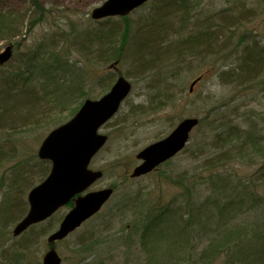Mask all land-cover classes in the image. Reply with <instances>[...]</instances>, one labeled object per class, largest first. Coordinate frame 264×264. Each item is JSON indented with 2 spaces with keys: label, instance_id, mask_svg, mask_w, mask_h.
<instances>
[{
  "label": "rangeland",
  "instance_id": "rangeland-1",
  "mask_svg": "<svg viewBox=\"0 0 264 264\" xmlns=\"http://www.w3.org/2000/svg\"><path fill=\"white\" fill-rule=\"evenodd\" d=\"M37 1L40 3V10L35 8L37 5L33 4V0H0V16L2 14H5V16L13 15L18 22V24L14 22L13 30L10 31L14 35L8 33V38L6 36L7 40H0V53L7 46H13L12 60L8 65L9 67L4 69L5 73H11L9 70H13V67L16 68L20 65L19 63L24 58V53L30 47L39 42L48 32L53 33L57 29L56 34L60 35L63 31L70 32L73 25L77 27L79 34H87L96 33L97 29L104 26L103 30L113 32H111L113 34L112 39L116 41L120 39V29L123 28L125 23L122 18L114 17L101 21H94L91 18L92 11L101 6L106 0ZM159 2L160 0H152L146 6L128 16L132 29L131 38L137 37L138 34L146 30L150 23H154L150 22V18ZM243 6L244 9H242ZM223 11L227 12L220 16L221 19L223 18L227 21L228 18L225 17L229 16V20L233 21L229 23L234 31L231 32V30L228 29L229 31H227L226 29L224 34H220L221 36L216 39L214 47L211 45L212 54H215L214 51L225 44L230 32L233 39L231 37V41L228 39L226 42L225 47L227 50L238 47L237 41L239 37L242 44L253 42L255 39L264 45V0H204L200 8L193 12L194 15L191 17L192 26L182 36L179 34L182 31L179 30L177 19L174 18L175 20L168 21L175 24L173 29L166 35V38L163 39L161 49H167L172 46L174 40L183 42L190 36V33L197 31L196 26L203 25L202 20L198 21L200 17L208 16L213 21H216L217 15ZM174 15L181 14L176 12ZM37 16L38 21L36 22L35 20L34 24L30 26L32 20ZM59 17L60 20L58 19ZM184 36L185 39H180L184 38ZM105 39L103 43L94 42V37L87 35L85 41H82L84 49L80 47L79 43H81V40L78 39L77 44L74 43V52L69 60L71 62L81 61L78 66L83 68L85 63L88 64L87 60L85 61L82 56L83 53L91 59V67L87 73L86 89L87 91L89 90L90 98L92 99H98L104 94L103 92H108L105 84H103L104 86L98 85L100 77L98 79L94 77L96 72L105 71L103 77H108V79L111 77V80L112 76H115L110 82L111 85L115 83L121 74L133 84L132 94L125 101L120 112L102 128V133L108 135L109 141L101 152L94 157L90 166L95 171L101 170L107 171V173H104L103 178L96 182L87 192L99 191L105 188H114L115 192L96 216L68 236L67 239L54 245L62 257V264H143L145 257L139 247L134 246L137 240L134 236L133 226L137 216L135 212L128 210L134 208L135 204L141 200H144L146 204L150 203V205H154L156 202V205L159 204L157 207H160L161 203L173 199L179 190L171 182H167L166 177H171L173 180H181L183 183V178L192 180L197 174H200L202 172V162L200 158H197L198 152L194 153L195 143L211 136L212 131L208 126L204 125L195 128L191 135L190 143L186 147V152L180 153L168 165L159 168L154 173L140 178L131 177L133 169L139 165L136 155L149 145L165 138L181 121L187 118L200 119L206 114H209L211 118L221 115L225 117L227 115V117L235 119L237 124L244 126V120L246 119L243 114L264 115V75L260 76L256 81H247L240 85L237 83L223 84L214 74L218 66L229 64L233 58L231 60L227 59V62L224 61L226 63H220L221 58L209 55L210 50L207 52V48L204 47L195 59H192L194 58L193 54L188 55L187 51H180L178 55H173L172 53L164 57L163 60H158L164 63H178L176 67L179 68L178 76L174 74L173 68L166 71L168 72L166 74L172 78L167 80L166 85L163 86L165 87L163 94L158 98L161 89L156 86L161 83L155 79L158 78L157 76L151 78L150 75L155 72L153 68L149 69L146 77L145 75L142 77V73L138 72L139 70L135 68L132 60L125 59L119 63L117 72L110 70L109 67L112 63L98 65L99 60L97 58L100 50L111 51L113 48L112 39L109 37ZM135 42L132 39L131 47V39L129 40L127 44L128 50L129 46L131 50L133 49ZM208 49H210V46ZM243 49L244 46L240 47L239 52ZM196 54L194 55L197 56ZM129 59H132V57ZM218 62L219 64H217ZM200 75H204V80L195 85L193 92L190 93L191 83ZM152 101L155 105L160 106L157 107V110H152ZM166 101L167 104H165ZM143 107L145 113L137 115L136 111ZM146 109L148 110L146 111ZM39 111L30 116L28 118L30 120L24 119L16 121L17 123L2 124L0 128L2 135L6 134L13 139L11 143L8 142V145H6L7 150L10 149L12 153L8 155L9 157L5 156L0 173L5 171L7 173L6 176H10L13 167L18 162L24 161L28 173L26 179L31 186L32 184L33 186L40 184H36V182L40 179V168L44 164L39 163L41 160L39 159L38 151L44 138L50 132H48L46 125L33 126ZM67 115L68 113H65L61 118L65 119ZM262 117L264 118V116ZM16 126H22L27 130H22ZM259 129L264 137V123L260 125ZM0 140L3 139L0 137ZM235 169L241 177L251 179L250 185L262 196V205L250 213L242 214L238 223L244 224L252 220L263 222L264 180L260 177L258 171L264 169V161H258L253 167L237 165ZM190 180L187 182L188 187L190 186ZM2 186L3 184H0V189ZM3 189L0 190V206L3 201ZM31 189L24 188L22 193H20L21 190L16 193V196H18L15 200L19 201V206H17L19 212L17 211V214H21V219L28 213V194ZM207 189H211V186H199L196 198L203 200L208 194ZM70 209L65 206L56 212L52 216L53 218L51 217L53 224L58 221L53 231L58 228ZM52 223L43 222V224L39 225L36 229L39 236L36 239L31 237V231L19 237H9L5 248L12 249L7 254H4L2 259L4 262L2 261V264H43L44 255L50 248L47 238L53 231L42 234V230L49 227ZM15 225L11 227L12 230ZM136 236L138 238L137 234ZM25 241L27 245L23 246ZM2 242L1 244H3ZM88 245H90V250L87 251ZM21 249L25 250L24 256L18 254Z\"/></svg>",
  "mask_w": 264,
  "mask_h": 264
},
{
  "label": "trees",
  "instance_id": "trees-1",
  "mask_svg": "<svg viewBox=\"0 0 264 264\" xmlns=\"http://www.w3.org/2000/svg\"><path fill=\"white\" fill-rule=\"evenodd\" d=\"M203 1L160 0L150 18V22L154 23H150L146 30L138 34L137 37L131 38L132 29L128 17L122 18L125 23L120 29V39L117 41L112 39V31L103 30L104 26L97 29V31L100 30L99 32L87 34H79L77 27L73 25L70 32L63 31L60 35L56 34L58 29L53 33L48 32L24 53L20 65L9 70L11 73H5L4 69L9 67L12 59L0 68V128L2 124H11L24 119L30 120L28 118L40 110L33 126L46 125L49 132L75 115L81 107L83 99L90 98L89 90L86 89V81L92 61L83 53L82 56L88 64L85 63L82 68L78 66L81 61L71 62L69 58L74 52L73 48L78 39L81 40L79 44L83 48L82 41H85L87 35L93 36L94 42L103 43L104 39L108 37L113 41L111 51L100 50L97 58L98 65L114 64L115 62L119 64L125 59L132 60L135 68L139 70L138 72L142 73V77L144 75L146 77L149 69L153 68L155 72H152L151 78L157 76L158 78L155 79L161 83L156 86L161 89L158 98L162 96L165 88L163 86L166 85L167 80L172 78L166 74L168 73L166 71L173 68L174 74L179 75V68L176 67L178 63H164L158 60H163L164 57L172 53L178 55L180 51H187L188 55L193 54L194 58L192 59H195L205 47L207 52L210 50L209 55L221 58L220 63H226L227 59L233 58L229 64L218 66L214 72L223 84L237 83L241 85L247 81H256L264 75V45L255 39L253 42L242 44L239 37L238 47L227 50L225 44L228 39L231 41V32L234 31L229 23L233 22L229 20L230 17H225L228 18V22L220 17L227 11L219 13L216 21L208 16L200 17L198 21L202 20L203 25L196 26L197 31L190 33L186 39L185 36L180 38L185 39L183 42L174 40L172 46L161 49L163 39L175 24L168 21L177 19L179 30L182 31L179 34L182 36L192 26L193 12L200 8ZM33 4L37 5L35 8L40 10V3L37 0H33ZM176 12L181 15H174V17L173 14ZM37 18L38 16L32 20L30 26L34 24L35 20L38 21ZM58 19L60 20V17ZM14 22L18 24L13 15L2 14L0 16V40H7L9 34L14 35V33H10L13 30ZM226 29L227 31L231 30L230 36L225 44L215 50V54H212L211 45L214 47L216 39L224 34ZM130 39L131 47L132 39L136 41L132 50L130 46L129 50L127 47ZM207 46H210V49ZM242 46L244 49L239 52ZM189 51L190 53H188ZM193 52L197 53V56ZM130 57L132 59H129ZM233 61H235L234 64H232ZM104 72H96L94 77L97 79L100 77L98 85L105 84L109 91L112 87L110 82L115 76H112V80L111 77L105 78L103 77ZM199 77L204 80V75ZM160 101L162 102V100ZM151 106L152 110H157V107H160L153 101ZM143 109L144 107L139 108L136 111L137 115L145 113ZM65 113L68 115L62 119L61 117ZM22 115L24 116L22 117ZM262 116L264 115L243 114L246 119L244 126L237 124L235 119H231L227 115L211 118L209 114H206L200 118L198 127L208 126L212 131L211 136L195 143L194 153L198 152L197 158H200L202 162V172L192 180L182 177L183 183L181 180L166 177V181L171 182L179 190L173 199L164 203L159 202L161 203L160 207H157L159 204L156 205V202L154 205H150V203L146 204L144 200H141L135 204L134 208L128 210L135 212L137 216L133 226L134 236L137 240L134 246L139 247L144 255L143 264H264V221L252 220L244 224L238 223L242 214L250 213L262 205V196L250 185L251 179L241 177L235 171L237 165L253 167L258 161H264V137L259 129L260 125L264 123ZM22 126L16 127L27 130ZM0 135L3 139L0 140L1 171L5 156L12 153L10 149L7 150L6 145L13 139L6 134L0 133ZM182 152H186V149ZM170 161L161 167L168 165ZM39 163L44 165L42 164L43 167L40 168V179L36 184L43 182L51 170L50 162L39 161ZM103 172L107 173V171ZM258 172L264 180V169ZM27 174L24 161L18 162L13 167L10 176H6L5 171L0 173V184H3L1 189L4 188L3 201L0 206V264H2L4 254L12 249L5 248L9 237L14 236L11 227L21 219V214H17L19 201L15 200L18 196L16 193L19 190L22 193L24 188L35 187L33 184L31 186L26 179ZM189 180L191 182L188 187ZM202 185L211 186V189H207L208 194L203 200L196 198L197 188ZM68 207L72 208L73 203L71 202ZM52 218L46 222L52 223ZM57 222L43 229L42 234L53 231ZM41 224L30 227L23 234L31 231V237L36 239L39 236L36 229ZM127 231L129 230L127 229ZM25 243L26 241L23 246L27 245ZM89 246L86 248L87 251L90 250ZM18 254L24 256L25 250L21 249Z\"/></svg>",
  "mask_w": 264,
  "mask_h": 264
},
{
  "label": "water",
  "instance_id": "water-1",
  "mask_svg": "<svg viewBox=\"0 0 264 264\" xmlns=\"http://www.w3.org/2000/svg\"><path fill=\"white\" fill-rule=\"evenodd\" d=\"M148 1L107 0L92 11L91 17L93 20L126 17ZM12 55V46L0 53V67ZM115 66L117 63L112 67ZM200 79L192 83L191 91ZM131 92L132 83L120 76L107 94L98 100H86L70 120L52 130L42 142L38 156L51 162V171L41 184L30 191L29 211L15 226L13 235L20 236L74 202V207L64 216L60 226L48 237L50 249L43 258V264H62L54 245L81 228L112 198L113 188L87 192L103 177L102 171L92 170L90 165L108 141V136L101 133L102 128L115 117ZM199 124L198 118H187L167 137L141 150L136 156L140 164L133 169L131 177L146 176L182 152Z\"/></svg>",
  "mask_w": 264,
  "mask_h": 264
}]
</instances>
